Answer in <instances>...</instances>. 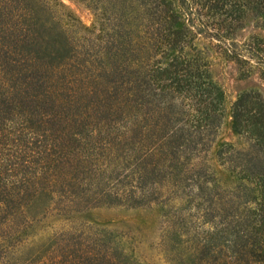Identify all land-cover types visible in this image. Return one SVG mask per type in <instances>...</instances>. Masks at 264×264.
<instances>
[{
    "label": "trees",
    "instance_id": "16d2710c",
    "mask_svg": "<svg viewBox=\"0 0 264 264\" xmlns=\"http://www.w3.org/2000/svg\"><path fill=\"white\" fill-rule=\"evenodd\" d=\"M104 12L108 21L87 27L58 0H0V264H153L154 247L168 264H264L259 89L231 107L257 150L233 173L236 189L188 166L198 132L222 112L196 33L264 79V38H234L248 14L264 28V0H142ZM154 204L151 247L138 228L87 215Z\"/></svg>",
    "mask_w": 264,
    "mask_h": 264
},
{
    "label": "rangeland",
    "instance_id": "374dc122",
    "mask_svg": "<svg viewBox=\"0 0 264 264\" xmlns=\"http://www.w3.org/2000/svg\"><path fill=\"white\" fill-rule=\"evenodd\" d=\"M58 1L62 2L71 13L75 24L91 27L93 24L99 25L102 19L105 21L110 19L107 17L108 13L104 12V6L112 8L124 4L127 8L134 9L142 0ZM199 30L194 42L201 54L206 56L212 80L222 94V112L209 128L198 132L201 142L198 146L201 148L188 162V166L202 167L213 172L214 181L220 189H227L230 192L236 189L240 182L233 173L239 169L241 162H245L242 161L244 157L257 151L249 136L240 134L234 129L231 115L232 103L241 92L248 89H259L264 95V79L256 70L248 75L243 74V63L226 55L224 46L215 35L203 29ZM252 34L264 38V28L258 17L248 14L242 19L241 25L235 29L234 38L243 41ZM189 52L192 53L191 50ZM211 184L212 182L209 183ZM87 215L88 218L100 223L138 228L147 247H151L149 243H152L158 235L162 219L157 204L135 207L98 206L89 209ZM147 256L153 264H168L160 257L155 247L152 250L147 248Z\"/></svg>",
    "mask_w": 264,
    "mask_h": 264
}]
</instances>
